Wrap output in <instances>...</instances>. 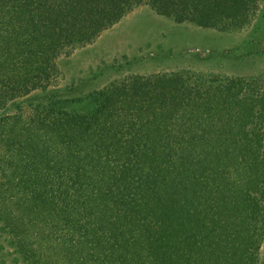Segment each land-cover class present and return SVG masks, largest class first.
I'll return each mask as SVG.
<instances>
[{"label": "trees", "instance_id": "trees-1", "mask_svg": "<svg viewBox=\"0 0 264 264\" xmlns=\"http://www.w3.org/2000/svg\"><path fill=\"white\" fill-rule=\"evenodd\" d=\"M262 0H0V217L36 264H260L264 75L136 77L88 112L25 99L149 5L241 31Z\"/></svg>", "mask_w": 264, "mask_h": 264}, {"label": "rangeland", "instance_id": "rangeland-1", "mask_svg": "<svg viewBox=\"0 0 264 264\" xmlns=\"http://www.w3.org/2000/svg\"><path fill=\"white\" fill-rule=\"evenodd\" d=\"M58 70L49 87L25 99L27 105L57 104L71 112H88L97 93L136 77L264 75V0L248 27L230 32L177 23L149 5L140 6L92 44L62 56ZM0 264H36L20 254L1 217Z\"/></svg>", "mask_w": 264, "mask_h": 264}]
</instances>
